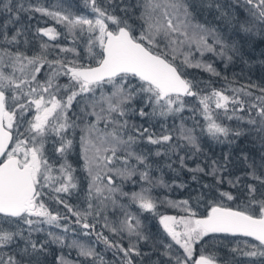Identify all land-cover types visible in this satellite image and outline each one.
I'll list each match as a JSON object with an SVG mask.
<instances>
[{
  "label": "snow or ice",
  "instance_id": "snow-or-ice-1",
  "mask_svg": "<svg viewBox=\"0 0 264 264\" xmlns=\"http://www.w3.org/2000/svg\"><path fill=\"white\" fill-rule=\"evenodd\" d=\"M84 4L91 16L78 15L71 7L53 11L38 4L25 8L13 0L4 4L6 11L17 13L16 20L23 11L40 13L64 32L37 29L48 41L31 54L0 48V251L6 252L0 254V264H48L49 254L55 257L52 264H72L50 253L53 244L78 249L79 256L91 258L90 264H108L94 246L75 238L69 242L67 234L76 231L69 228L72 217L88 230L85 235L103 221L101 228L117 239L101 230L95 231L96 241L113 252L114 264H220L209 250L219 234L251 238L232 252L254 258L250 264H264V86L232 87L229 82L215 88L187 73L198 68L227 80L203 57L211 53L225 68L234 58L243 59L241 47L226 38L225 29L197 19L198 8L215 9L221 21L234 24L236 35L264 36V0ZM3 29L0 37L6 44L21 43L19 30L9 38L7 24ZM61 35L71 37L70 47L60 42ZM186 111L192 127L185 123ZM130 117L145 123L131 122ZM225 120L236 124L229 126ZM204 137L229 144L248 139L253 147L241 150L240 175L230 167L229 154L213 159L203 151ZM77 145L82 176L68 159ZM189 160L198 162L189 167ZM174 162L192 173L200 189L192 202L159 201L181 209L182 215L160 214L158 201L149 193L157 185H171L153 173L171 169ZM201 177H211V182L202 183ZM126 180L148 187L126 192ZM74 196L82 197L83 209L68 202ZM132 205L157 215L164 236L147 233L139 216L128 210ZM109 207L114 214L119 209L122 218L109 220ZM38 233L44 238L34 239ZM142 243L154 251H145Z\"/></svg>",
  "mask_w": 264,
  "mask_h": 264
},
{
  "label": "trees",
  "instance_id": "trees-1",
  "mask_svg": "<svg viewBox=\"0 0 264 264\" xmlns=\"http://www.w3.org/2000/svg\"><path fill=\"white\" fill-rule=\"evenodd\" d=\"M8 0H0V32L4 31L3 26L7 24V34L9 38H11L12 35H15L16 32L19 30L22 35L19 37L21 43L18 45H8L6 44L2 37H0V48L8 47L11 48L13 51L17 50V48L21 51H28V54H31V50L33 48H38L39 44L43 42H47L48 38L44 37L42 34L37 32V29L39 28H47V27H54L59 32H64L63 26L57 24L56 21L52 20L50 17L43 16L40 13L30 12V11H23L19 13L20 19L16 20L15 16L17 13L14 11L12 13H9L4 9V4L7 3ZM23 2L25 4V8H28V6L31 5H40L43 7H47L50 10L56 11L59 10L61 7L63 8H69L71 7V11L78 14V15H88L91 16L90 9L87 8L84 4V0H13V3ZM115 2H119V0H115ZM221 3L225 2V0H220ZM197 3H199V0H197ZM103 6V5H102ZM197 19L201 22H208L214 26L221 27L225 29V36L226 38H232L234 39L239 46L241 47V52L243 59L234 58V60L228 64L227 68L224 66V62L220 60L218 57H214L211 53L206 54L203 59L207 62H214V67L217 68L222 73V77H227V80L222 79L221 77H215L212 76L210 73L204 71L203 69L198 68H188L187 73L190 77L195 78L198 81L202 82H211L212 87L215 88H224L227 87L229 82L231 83L232 87H241L248 85L249 83H254L256 85L264 86V36L259 34H245L240 33L239 35L235 34V26L233 25H227L223 21H221L215 9L212 8H203L197 9ZM117 14L118 11H117ZM9 21H11L9 23ZM29 41L28 44H24L23 40ZM60 42L63 43L64 46H71V37H69L67 40L64 39V36L61 35L59 38ZM56 43V42H51ZM83 55V53H82ZM196 57V56H195ZM69 58L71 56L69 55ZM61 82H65V80H61ZM204 85L202 84L201 87ZM255 91V90H254ZM257 94L258 91H257ZM147 111V109H146ZM184 116L186 117L185 123L188 127H192L193 121L191 119H187V117L191 116V113L185 112ZM89 119H92L90 117ZM131 122L141 124L145 123L144 120H142L139 117H130L129 118ZM196 119L201 120L202 118L197 116ZM179 120H176V124H179ZM225 124L229 126H235L236 121H224ZM147 126V125H145ZM101 127L103 125L101 124ZM168 127L172 128V120L169 118L168 121ZM158 133L161 131L159 127L155 129ZM198 132V130H197ZM201 146L203 148V151L211 158L217 159L222 158L224 154H229V158L232 161V164L230 167L232 168L235 175H240L241 170L243 169L244 165L243 162L240 159L241 156V150H249L253 146L248 141L247 138L241 137L238 140H236L235 143L229 144V143H218L216 141L210 140L207 137H204ZM79 152V146L77 145L76 150L73 151V155H71V158H73V163L76 165L77 169V175H84L82 171V165L83 161L78 155ZM180 155H184L183 152L180 153ZM157 160H163L162 157H156ZM173 161H175V157H173ZM198 161L189 160L187 161L189 167H195V163ZM119 167V165H116ZM154 176L159 177L163 176V179L166 184L171 185L170 188L157 185L151 189V192L149 193L151 197L156 199L158 201L157 204V212L160 214H180V211L178 208L171 207L168 204L165 203H159V201L164 200H171V201H181L184 199H189L190 202L193 201L195 196L197 195V191L200 189V183H197L196 181L192 180V173L188 172L187 169H181L178 162H174L172 164V168L162 167V171H156L153 173ZM133 180H138V177H133ZM200 182L202 183H209L211 182V177H201ZM117 184L120 183V178L116 181ZM185 185L184 187H180V185ZM148 187L147 185H144L143 182H138L133 184L131 181H124L123 183V190L126 192H139L141 189V186ZM86 186V181L84 182V185ZM228 186L225 184L224 188H227ZM82 200V197H81ZM81 200H78L75 196L69 199V203L79 206L81 209H83L84 205L82 204ZM120 202L128 205L129 201L127 198H120ZM131 212L136 213L141 223L144 226V230L147 233H150L156 237H163V230L162 226L159 224V217L157 215H154L151 212H142L138 209L137 206L132 205L128 209ZM203 205H201L199 211H203ZM65 211V210H64ZM64 211H61L62 213ZM70 215V214H69ZM109 220L115 221L117 219L122 218L120 216L119 209L116 210L115 214L113 213L111 207L110 211L107 213ZM75 217H72L70 219V222L68 223L70 226L69 228L75 229V232H69L67 235L69 237V242L72 238L77 239L80 243L86 242L89 245L93 244L95 245V248H97V252L101 253L104 257V260L108 262V264H114V261L116 258L113 256V252L111 250H106L103 243H99L94 239L92 236L86 237L81 236L79 234L80 231V225L76 224ZM103 221H100L96 225L95 231H101V225ZM49 230L57 232L58 234L62 232V229H56V228H50ZM103 231H107L106 229H102ZM78 231V232H77ZM95 231L93 233L95 234ZM109 235V234H108ZM96 238V236H94ZM110 239H117L112 234L109 235ZM219 239L215 242V246H210V251L214 252L217 256L218 260L220 261V264H231L233 262V259L236 260L238 252L233 253L232 249L237 248L238 245L241 244L242 241L245 239L251 240L250 238H244V237H227L225 238L222 234H219ZM35 238H44L43 233L34 234ZM241 242H240V241ZM167 242V240L165 241ZM125 247H127L128 241L127 238L122 241ZM238 246V247H237ZM141 247L144 248L143 243L141 244ZM145 251H154L151 248H144ZM239 250V249H238ZM78 249L76 248H68L64 247L61 248L59 245L53 244L50 249V253H55L56 256L63 255L68 258H73V260L79 261L80 264H90L91 258H84L79 256ZM162 251V249H161ZM3 254H6V252H2ZM236 257V258H235ZM55 259V257L51 254L47 256V262L48 264H52V261ZM153 259H156V255L153 254Z\"/></svg>",
  "mask_w": 264,
  "mask_h": 264
},
{
  "label": "rangeland",
  "instance_id": "rangeland-1",
  "mask_svg": "<svg viewBox=\"0 0 264 264\" xmlns=\"http://www.w3.org/2000/svg\"><path fill=\"white\" fill-rule=\"evenodd\" d=\"M196 59H200V56H199V53H196V57H195ZM92 119H94L93 117H92ZM79 134V133H78ZM71 155H73V152H72V154ZM71 155L68 157V159H69V161L73 164V166L76 168V165H74V163H73V158H71ZM119 178L118 177H115L114 176V180L115 181H117ZM51 206V205H50ZM179 209V208H178ZM60 210L61 211H64V209L61 207L60 208ZM179 210H181V209H179ZM110 211V207H109V209L107 210V213ZM183 214V212L182 211H180V214H177V215H182ZM166 215V214H165ZM168 215H176V213H174V214H168ZM70 222V221H69ZM68 222V223H69ZM70 226V225H69ZM44 227H46V228H48V227H50V226H47V225H45ZM50 228H54V227H50ZM81 228V227H80ZM70 229H72V228H70ZM102 230V229H101ZM88 230H84V229H80V231H79V234H81V236H86V237H89L90 238V236H92L94 239H96L94 236H95V234L92 232L91 234H89V235H85L84 233L85 232H87ZM78 232V231H77ZM104 234L105 235H111L108 231H104ZM108 235V236H109ZM110 238V237H109ZM240 241V240H239ZM241 242V241H240ZM82 244H84V245H86V246H94L95 247V245H93V244H91V245H89L88 243H86V242H81ZM239 246V247H238ZM237 247H238V249H243L244 248V244H243V241L241 242V244L240 245H238ZM105 248V247H104ZM96 250H97V248H95ZM106 249V248H105ZM106 250H108V249H106ZM0 254H3L2 253V251H0ZM65 257V256H64ZM236 258V257H235ZM65 259H67L68 261H70V262H72V264H80L79 263V261H76V260H73V258H68V257H65ZM254 258H249V257H245V256H242V255H237V258H236V260H234L233 259V262H231V264H250V261L251 260H253Z\"/></svg>",
  "mask_w": 264,
  "mask_h": 264
},
{
  "label": "water",
  "instance_id": "water-1",
  "mask_svg": "<svg viewBox=\"0 0 264 264\" xmlns=\"http://www.w3.org/2000/svg\"><path fill=\"white\" fill-rule=\"evenodd\" d=\"M223 235V234H222ZM251 239V238H250Z\"/></svg>",
  "mask_w": 264,
  "mask_h": 264
}]
</instances>
